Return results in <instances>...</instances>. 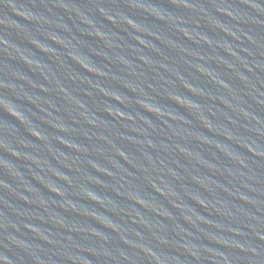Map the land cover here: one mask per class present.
Here are the masks:
<instances>
[{"label": "water", "instance_id": "obj_1", "mask_svg": "<svg viewBox=\"0 0 264 264\" xmlns=\"http://www.w3.org/2000/svg\"><path fill=\"white\" fill-rule=\"evenodd\" d=\"M0 264H264V0H0Z\"/></svg>", "mask_w": 264, "mask_h": 264}]
</instances>
